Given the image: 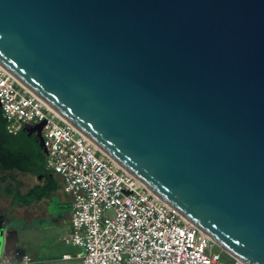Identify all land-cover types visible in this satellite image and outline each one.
I'll return each instance as SVG.
<instances>
[{
  "label": "water",
  "instance_id": "95a60500",
  "mask_svg": "<svg viewBox=\"0 0 264 264\" xmlns=\"http://www.w3.org/2000/svg\"><path fill=\"white\" fill-rule=\"evenodd\" d=\"M0 66L245 264H264V0H0ZM44 121L24 125L46 154Z\"/></svg>",
  "mask_w": 264,
  "mask_h": 264
},
{
  "label": "built area",
  "instance_id": "2783aa9c",
  "mask_svg": "<svg viewBox=\"0 0 264 264\" xmlns=\"http://www.w3.org/2000/svg\"><path fill=\"white\" fill-rule=\"evenodd\" d=\"M0 108L10 133L45 122V170L60 176L71 198L70 231L62 241L81 250L82 264H245L1 66ZM23 261L31 258L23 256Z\"/></svg>",
  "mask_w": 264,
  "mask_h": 264
},
{
  "label": "crops",
  "instance_id": "0c3cea01",
  "mask_svg": "<svg viewBox=\"0 0 264 264\" xmlns=\"http://www.w3.org/2000/svg\"><path fill=\"white\" fill-rule=\"evenodd\" d=\"M10 187L20 191L19 201L15 192L7 193ZM70 215L71 198L59 175L50 171L38 178L0 169V264H45L58 251L63 260L80 259L79 252L66 250L75 246L62 241L70 231ZM65 254L71 258H63ZM23 256L31 261L25 263Z\"/></svg>",
  "mask_w": 264,
  "mask_h": 264
},
{
  "label": "trees",
  "instance_id": "16d2710c",
  "mask_svg": "<svg viewBox=\"0 0 264 264\" xmlns=\"http://www.w3.org/2000/svg\"><path fill=\"white\" fill-rule=\"evenodd\" d=\"M44 166L45 154L39 148L37 141L31 136L28 137L21 129L15 134L9 133L0 108V169L17 170L44 177L50 173ZM14 192L19 201L20 191H15L13 187L7 189L9 194Z\"/></svg>",
  "mask_w": 264,
  "mask_h": 264
},
{
  "label": "rangeland",
  "instance_id": "374dc122",
  "mask_svg": "<svg viewBox=\"0 0 264 264\" xmlns=\"http://www.w3.org/2000/svg\"><path fill=\"white\" fill-rule=\"evenodd\" d=\"M19 176L24 178V176L21 174ZM38 178H40V175H38ZM66 248H67L66 250L69 251L72 255H74L76 252L80 253V251H81L79 248H75V247H71V246L66 247ZM62 252L63 251H58L54 254L52 253L53 255H51V257L48 256L50 258V261L46 262L45 264H82V261L80 259L75 258V257H73L70 260H63L61 257ZM49 258H47V260Z\"/></svg>",
  "mask_w": 264,
  "mask_h": 264
},
{
  "label": "flooded vegetation",
  "instance_id": "af4514ba",
  "mask_svg": "<svg viewBox=\"0 0 264 264\" xmlns=\"http://www.w3.org/2000/svg\"><path fill=\"white\" fill-rule=\"evenodd\" d=\"M31 137H33V136H31Z\"/></svg>",
  "mask_w": 264,
  "mask_h": 264
}]
</instances>
